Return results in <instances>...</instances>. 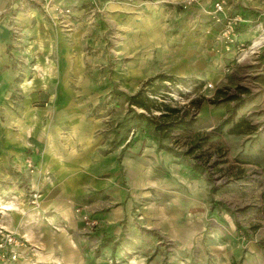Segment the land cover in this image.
<instances>
[{"label":"rangeland","instance_id":"obj_1","mask_svg":"<svg viewBox=\"0 0 264 264\" xmlns=\"http://www.w3.org/2000/svg\"><path fill=\"white\" fill-rule=\"evenodd\" d=\"M0 227V264H264V0H0Z\"/></svg>","mask_w":264,"mask_h":264},{"label":"trees","instance_id":"obj_2","mask_svg":"<svg viewBox=\"0 0 264 264\" xmlns=\"http://www.w3.org/2000/svg\"><path fill=\"white\" fill-rule=\"evenodd\" d=\"M162 80V82L164 80L170 82L171 84H174L176 82V79H174L171 76H164V75H159L156 77H152L150 79L147 80V82H145V86H149L147 89L148 91H151V95H154V92H157V90L159 89L160 86H155L153 85L155 80ZM218 94H216V97L220 95V93H222V91H218ZM238 100L237 103H235L236 106H240L242 103V97L241 95H234L233 97L227 98V100ZM129 104L133 105L135 107H138L140 109L145 110L146 112H153V108L160 112L158 115H154L155 117L154 119V128L156 131L159 132V134L162 137H169V135H171L170 133L172 132V130L175 129H188L192 123H193V119L190 117L189 112L187 111H183L180 108H175V107H170L168 105H165L164 109L161 108V110L157 107H155V100L151 97H149L148 95L145 94L144 89H140L138 90L135 94L131 95L129 98ZM225 100V99H222ZM229 111H231L234 109V105L231 108H228ZM228 122V121H227ZM226 120L222 121L221 124L219 125V127L223 128L224 124L227 123ZM206 137H204L205 139Z\"/></svg>","mask_w":264,"mask_h":264},{"label":"built area","instance_id":"obj_3","mask_svg":"<svg viewBox=\"0 0 264 264\" xmlns=\"http://www.w3.org/2000/svg\"><path fill=\"white\" fill-rule=\"evenodd\" d=\"M216 6H219L218 4ZM220 7V6H219ZM217 7V8H219ZM13 243V238L10 234H5L3 232V228L0 227V263L4 262L6 258L5 252L8 251L7 246L11 245ZM14 257V255L11 256V258Z\"/></svg>","mask_w":264,"mask_h":264}]
</instances>
